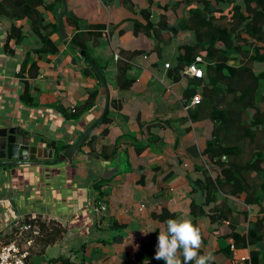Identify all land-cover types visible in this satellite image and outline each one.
Segmentation results:
<instances>
[{
	"label": "crops",
	"instance_id": "1",
	"mask_svg": "<svg viewBox=\"0 0 264 264\" xmlns=\"http://www.w3.org/2000/svg\"><path fill=\"white\" fill-rule=\"evenodd\" d=\"M14 1L20 7L0 0V126H22L31 144L47 148L49 157L41 159L44 164L0 166V245L19 242L28 250V264H164L154 258L159 232L170 218L187 219L200 228L199 254L211 253L210 264H264V238H247L252 223L264 218V201L247 204L243 192L217 190L215 201L204 202L207 190L196 181L218 173L202 153L212 123L190 118L196 104L184 95L193 77L184 73L186 66L179 69L182 47L195 42L181 20L196 10L219 17L228 0H33L49 28L58 26L65 3L66 39L59 28L48 32L35 21V32L28 17L4 15L25 12L21 6L30 0ZM212 23L227 25L223 16ZM75 32L84 33L87 53L108 85V120L96 125L73 163H52L55 151L74 143L105 104L90 64L93 72H85L84 51L69 43ZM10 33L20 40L8 38ZM41 34L49 35L53 52ZM240 36L248 43L245 33ZM26 56L31 61L20 73ZM239 60L234 55L229 63ZM126 64L133 82L123 88L118 76ZM253 70H264V63H253ZM204 83L196 94L201 96ZM25 86L30 104L22 99ZM92 92L90 108L75 119L62 114L60 109L80 106ZM99 196L107 204L102 214L93 210ZM26 218L35 220L37 235L14 225ZM114 223L121 226L114 229ZM232 232L243 239L235 243Z\"/></svg>",
	"mask_w": 264,
	"mask_h": 264
},
{
	"label": "trees",
	"instance_id": "2",
	"mask_svg": "<svg viewBox=\"0 0 264 264\" xmlns=\"http://www.w3.org/2000/svg\"><path fill=\"white\" fill-rule=\"evenodd\" d=\"M32 2L33 0H30L27 4H22L21 7L26 11L20 12L21 15L16 14L17 12H13L9 7L12 12L2 13L4 15L7 13L8 17H28L30 26L35 32L37 31L34 26L35 21L40 27L48 29V32H58L56 23L52 24L51 28L42 25V15L34 9L35 5ZM228 4L230 5L226 11L218 12L219 17L204 15V12L196 10L189 12V17L181 20L180 23L182 29L193 30L195 42L182 47V63L179 69L196 63L202 72L203 70L206 72L205 78L193 77L189 81L191 86L184 95L187 99H191L198 92L199 82L203 79L205 82L201 88V99L189 111V116L193 121L202 118L211 121L212 129L202 153L218 168V173L213 179L207 176L204 182L196 181V183L207 190L204 200L206 204L216 200L214 193L217 190L230 195L243 192L247 204H260L264 201V70L256 73L253 70V63H264V45L258 44H264V0H228ZM12 5L20 7L21 4L13 0ZM220 16L226 19L227 25L212 23ZM239 28L248 36L246 39L248 43L244 44L245 38L240 36ZM11 30L20 33L18 27H11ZM13 36L16 37L15 41L21 38L20 35L16 36L13 33H10L8 38ZM40 37L41 41L51 46L50 51L53 52L49 35L41 34ZM83 37V32H75L69 43L80 52L84 51L82 56L85 72H93L89 64L94 60L87 53ZM239 40L244 42L239 44ZM252 40L256 42L254 46ZM217 43L221 46L217 47ZM41 50L43 48L33 51L39 54ZM234 55L240 56L238 65L229 63ZM196 56L200 57V62L196 60ZM202 59L206 64L201 63ZM29 61L31 59L26 56L20 73L24 72L25 63ZM33 64L34 61L31 63L32 67ZM129 68L130 66L126 64L120 69L118 76L120 87L126 88L133 82V79L125 75ZM94 76L96 77L95 74ZM122 76L125 78L123 82ZM96 79L98 80L97 77ZM98 82L101 85L99 80ZM95 96V92H92L80 106L69 111L60 110L65 117L75 119L93 105ZM22 97L24 102L32 103L26 86ZM107 120L108 117L105 115L102 122ZM98 189L100 190V187ZM211 193L212 195L207 196ZM98 194H101V191ZM101 197L99 196L97 200H102ZM25 221L32 225L35 223L32 218H26ZM119 226L121 225L112 224L114 229ZM230 236L235 243L243 239L234 232L230 233ZM247 238L249 242L264 238V218L252 223V227L247 231ZM119 239L120 235H117L115 240Z\"/></svg>",
	"mask_w": 264,
	"mask_h": 264
},
{
	"label": "water",
	"instance_id": "3",
	"mask_svg": "<svg viewBox=\"0 0 264 264\" xmlns=\"http://www.w3.org/2000/svg\"><path fill=\"white\" fill-rule=\"evenodd\" d=\"M64 1V0H62ZM66 11V5L64 3L63 9L61 10L58 16V28L59 33L63 39H66L68 35L65 32L63 25V15ZM91 67L93 68L96 75L99 77L103 89L105 91V104L103 111L99 118L92 122L78 137V139L66 146L63 149L56 150L54 153V160L52 163H56L58 161H68L69 163H73L75 157L80 151V147L84 144V142L89 137V134L92 130L98 125L102 119L104 118L109 102V88L107 83L105 82L104 77L102 76L100 70L97 66L90 62ZM31 135H25L23 132V127L20 125H3L0 126V166H19L25 164H44L46 162L42 161V158H47L48 149L35 146L31 144ZM43 151L42 156H38L39 151Z\"/></svg>",
	"mask_w": 264,
	"mask_h": 264
},
{
	"label": "clouds",
	"instance_id": "4",
	"mask_svg": "<svg viewBox=\"0 0 264 264\" xmlns=\"http://www.w3.org/2000/svg\"><path fill=\"white\" fill-rule=\"evenodd\" d=\"M165 223L166 229L157 237L156 260H163L164 264H210L214 260L211 253L199 254L201 230L191 220L170 218Z\"/></svg>",
	"mask_w": 264,
	"mask_h": 264
},
{
	"label": "built area",
	"instance_id": "5",
	"mask_svg": "<svg viewBox=\"0 0 264 264\" xmlns=\"http://www.w3.org/2000/svg\"><path fill=\"white\" fill-rule=\"evenodd\" d=\"M196 60L200 61V57ZM168 67V63L165 64ZM186 75L201 78L203 72L196 63L190 64L184 70ZM201 96L196 94L192 97L189 105H195L199 103ZM93 210L97 214H102L107 210V204L103 200H97L93 204ZM14 225L21 231L31 232L33 235L38 234V229L32 226L30 223H21L18 219L15 220ZM233 249V245L231 246ZM28 256V250L17 241H10L6 244L0 245V264H28L26 258ZM241 261L245 260L244 257L240 258Z\"/></svg>",
	"mask_w": 264,
	"mask_h": 264
}]
</instances>
